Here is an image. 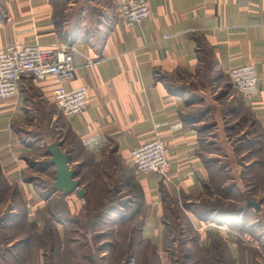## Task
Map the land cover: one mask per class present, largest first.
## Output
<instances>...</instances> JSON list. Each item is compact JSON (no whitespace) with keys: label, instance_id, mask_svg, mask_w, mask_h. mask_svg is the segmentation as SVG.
Returning a JSON list of instances; mask_svg holds the SVG:
<instances>
[{"label":"crops","instance_id":"0c3cea01","mask_svg":"<svg viewBox=\"0 0 264 264\" xmlns=\"http://www.w3.org/2000/svg\"><path fill=\"white\" fill-rule=\"evenodd\" d=\"M119 2L0 0V50L10 45L56 49L70 45L75 79L64 86L86 88L90 95L85 111L70 119L55 107V84L49 79L22 77L16 96L0 100V188L8 193L4 203L10 205L7 214H0V234L4 235L0 264L87 261V256L80 255L86 245L79 239L72 238L70 245L63 242L67 232L81 236L84 229L69 230L68 220L60 217L64 203L74 214L81 199L53 191V170H47L52 172L51 184H39L43 179L35 167L41 160L35 155L51 143H57L70 157L69 167L79 171L84 200L94 186L91 182L100 179V170L124 182L123 189L130 191L127 201L108 207L106 218L137 221L138 228L135 225L129 231L125 252L137 250L134 228L138 241L146 243L139 246L168 251L163 219L170 201L187 207L181 214L195 231L202 229L195 227L194 218L214 221L215 229L209 230L220 243L200 238L197 246L214 254L203 256L206 259L199 263L215 259L216 264H264L258 253L259 246L264 249V216L263 222L245 227L258 210L251 215L247 210L242 214L239 209H226L223 197L209 187L221 175L217 172L228 170L237 174L228 188L241 192L245 180L264 188V0H149L150 17L132 28L119 19ZM245 65L256 68L258 97L246 101L240 95L230 96L226 104L221 103L229 71ZM240 108L251 116L252 128H259L257 134L251 131L254 145L250 141L242 147L245 152L223 142L227 141L224 124L229 118L237 123L234 116L239 117ZM213 134L217 145L227 151L229 168L218 162L208 165L202 153ZM154 139L164 142L168 165L160 173L138 175L128 164L129 153ZM105 175L112 180V175ZM226 190L219 187L220 192ZM43 211L62 223L55 228L61 235L56 244H31L30 237L42 229L21 227V221L31 225ZM44 232L49 235L51 229ZM225 233V239H237L225 242L221 239ZM241 234L255 240L245 243ZM99 249V255L106 253L101 245ZM134 260L131 255L126 264ZM144 264L150 263L145 259Z\"/></svg>","mask_w":264,"mask_h":264},{"label":"rangeland","instance_id":"374dc122","mask_svg":"<svg viewBox=\"0 0 264 264\" xmlns=\"http://www.w3.org/2000/svg\"><path fill=\"white\" fill-rule=\"evenodd\" d=\"M228 85L229 86L225 88L223 96L220 98V102L223 104H226V101L227 99H229L230 96L236 97L237 95H240L231 86L229 80ZM223 109L227 111L228 106H225V108ZM234 120H237L238 122H232V119L230 118L227 119V121L225 122L224 128L226 130L225 134L227 141L223 139V142L224 144L229 143L232 149H237V151H239L238 149H241L239 152H245L246 150L242 147H246L247 145H249L250 141H252L253 144L254 139H252L253 137L251 135V131H253L254 134H257L259 133V128L257 125H254V128H252L251 116L248 114L247 111H244L241 108L239 117L234 116ZM249 135L251 136L248 137ZM207 142V150L202 151L203 154H206V158L212 163L218 162L220 167L229 168V159L227 160L226 158L227 151H225L223 147H219L217 145V135L213 134V136H209ZM242 143L244 144L242 145ZM213 145L218 146V148L215 149ZM232 149L230 151H233ZM45 153L46 151L42 150L36 153L35 157L41 161L39 162V164L36 165L35 168L37 169L36 172H38L39 177L42 176L43 179L39 180L41 181L39 184L47 186L52 182V172H47V170L53 169L46 167L49 159H47L48 156H46ZM262 153L263 152H261V154ZM261 154L259 156H261ZM45 171L47 173H43ZM41 172L44 175L40 174ZM105 174L110 177L113 173L100 170V179L97 178L95 181L91 182L94 186L89 187V189L87 190L88 198H85V200H81L83 204L80 202V208L77 209L74 214H70L71 211L68 208L66 209L65 203L63 204L64 210L63 207L61 209L63 210V216L60 217L64 220H68L66 221V226L70 228L69 230L76 229L75 227H80L84 229V231H82L81 236H75L73 235L74 232L71 231L67 232L68 236H64L63 241L65 245H70L72 242V238H76L79 239L81 245H86V248L81 251L82 253L80 252V255L87 256V261L80 262L81 264H126L127 258L131 255H134L136 259V261H133V263L135 262L134 264H144L145 259H147V262H149L150 264H186L184 262H189V264H201L199 263L200 259H206L203 258V256L207 255V257L209 258L213 256L214 253L212 252V249H201L197 245L200 243V238L202 239L201 242L208 241L213 243H220L218 235H216L214 231L209 230L215 229L213 228L215 226L213 224L214 221H207L203 219L194 218L193 222L196 225L195 227H198V229H202V232H200V230L195 231L194 227L190 225L189 220L181 214L184 208L187 207H183L181 204H174L170 201H167L166 207H168V212L165 213V218L163 219V243L164 247L168 251L156 252L151 247L144 248V246H139L146 245V243L138 241V238L136 237L137 235H135L136 231L134 230L136 228H134L132 230L135 233L133 232L132 236L133 240L135 241V243L134 241L133 243L135 245L138 243V246H136L137 250H134L135 247H133V252H125L127 250L126 245H128V239L131 235L129 232L131 227L136 225V227L138 228L139 225L137 224V221L134 218L129 219L128 216V219L123 220L118 218H106L107 214L110 212L108 211V207L117 206L119 202H126L127 200L125 199V196L130 194V191L123 189L124 182L122 180H118L116 176L115 178L112 175L113 178L109 181L106 179ZM236 175L237 174L231 175L230 172L226 170V172H223L221 175H218L217 179L215 176L214 180L209 184V187L211 186V190H214V192H217V187H226L227 194H224V196H222L223 199L221 201L223 207H226V209H239L242 214L245 213L244 210H247V212L253 215L254 209L246 208V199L254 203L264 202V188L251 185V183L245 180L243 181L244 187H241L240 189L241 192H238L237 189H235V191H232L234 188H228L231 185L229 182L232 181L231 179L233 177L237 178ZM7 194L8 193L5 191V189L0 188V214H7L10 209V205L4 203V199ZM71 196L77 199L75 193L71 194L70 197ZM132 197L135 199L134 193H132ZM104 200L106 202H103ZM204 204H206L205 197ZM196 205L199 206V203ZM259 207V213L257 214V212H255L254 217H251L250 221H246L245 227H247L250 222L252 223L253 221L256 223L263 222L262 217L264 216V205L260 204ZM77 211L79 212L78 215H76ZM260 213H262L263 215H260ZM48 217L49 216L45 214V211H43L40 212L36 220H33L31 225H27L24 221H21V227L23 228L25 227L27 229L28 227H31L33 230L37 231H39L40 228L42 229V231L40 230V234L38 232H35L30 237L31 241L29 242L31 244L58 243V237H61V235L59 233V236L57 235V233L55 232V228L61 226L60 224L62 223H58L55 217L50 219ZM204 225L206 226L204 227ZM44 231H47V233L50 232L49 235H46V232ZM15 234L18 237L21 236V233L15 232ZM256 235H258V232L256 233ZM225 236L226 233L221 236V239L225 242L230 241L231 239H233L234 241L235 239H237L235 236L233 238H231L232 236H229L228 239H225ZM240 236V239H243V242L245 243H249V240L254 239L253 237V239H250V237L244 234H241ZM3 237L4 235L2 236L1 233L0 242H3ZM13 237L15 236L13 235ZM256 244L258 245L259 242L257 241ZM100 245L101 249H103L102 252H106L104 255H99ZM107 245H114V247H109ZM118 246V250L120 251H117L116 249ZM258 253L262 254V257L264 259V249L260 246ZM125 255H127V257H125ZM99 257L105 259L100 260ZM206 261L211 262L209 259H207ZM59 263L60 261L55 262L54 264ZM208 264H216V260L213 259L212 263Z\"/></svg>","mask_w":264,"mask_h":264},{"label":"built area","instance_id":"2783aa9c","mask_svg":"<svg viewBox=\"0 0 264 264\" xmlns=\"http://www.w3.org/2000/svg\"><path fill=\"white\" fill-rule=\"evenodd\" d=\"M149 0H120L119 19L128 28L141 25L150 15ZM73 47H40L37 45H10L0 50V100H10L17 94L22 77L51 80L55 84L53 101L66 119L78 116L89 104V91L79 87L67 90L65 83L74 81ZM231 86L246 100L259 95L257 71L254 65L233 68L228 73ZM128 164L138 175L160 173L167 165L163 141L154 139L133 148Z\"/></svg>","mask_w":264,"mask_h":264},{"label":"water","instance_id":"95a60500","mask_svg":"<svg viewBox=\"0 0 264 264\" xmlns=\"http://www.w3.org/2000/svg\"><path fill=\"white\" fill-rule=\"evenodd\" d=\"M45 155L49 157L46 167L53 168V191L59 192L63 197L75 193L79 199L84 200L85 191L81 189V182L77 179L79 171L69 167L70 157L62 152L57 143L47 145ZM246 208L260 209L259 204L248 199H246Z\"/></svg>","mask_w":264,"mask_h":264},{"label":"trees","instance_id":"16d2710c","mask_svg":"<svg viewBox=\"0 0 264 264\" xmlns=\"http://www.w3.org/2000/svg\"><path fill=\"white\" fill-rule=\"evenodd\" d=\"M207 163H208V165L212 164V162H211L210 160H208ZM217 173H221V174H222L223 172L219 171V172H217ZM215 188H216V187H215ZM216 190H217V192H219V194H220L221 196H224V194H225V195L227 194V191H221V192H220V191H219V187H217ZM232 191H235V189H233Z\"/></svg>","mask_w":264,"mask_h":264}]
</instances>
